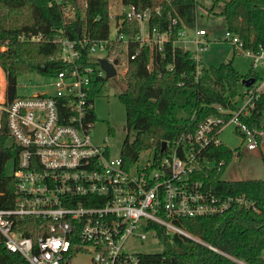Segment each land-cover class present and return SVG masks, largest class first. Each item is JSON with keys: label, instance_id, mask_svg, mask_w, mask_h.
Segmentation results:
<instances>
[{"label": "built area", "instance_id": "obj_1", "mask_svg": "<svg viewBox=\"0 0 264 264\" xmlns=\"http://www.w3.org/2000/svg\"><path fill=\"white\" fill-rule=\"evenodd\" d=\"M50 6H57L66 18L74 17L67 0H50ZM152 14L151 9L140 10L121 2L117 14L109 12L114 36L110 31L104 40H54L62 46L60 59L72 68L53 77V93L45 91L7 101V79L0 67V135L5 124L11 139L6 148L19 150L18 157L12 159L11 176L16 183V203L14 208L0 210V243L29 264H70L80 253L90 254L96 264H159L150 258L154 253L137 252L130 246L135 240L142 243L149 238L162 245L161 230L169 237L182 236L222 253L192 236L182 221L216 216L233 206H251L244 197L217 192L196 175L201 169L200 157L209 147L223 144L220 136L229 126H234L248 150L264 149V129H252L243 121L256 108L264 90V76L245 90L238 108L218 107L217 114L207 116L179 142L171 146L167 143L163 158L156 160L151 153L152 160L143 168H129L121 155L112 156L108 138L102 143L94 141V99L108 81L99 60L111 64L118 60V78L126 76L130 61L144 46L152 52H163L171 41L172 28L164 33L150 29ZM131 22L139 24L136 36L123 32L125 24ZM176 24L173 18L171 26ZM191 30L180 29L173 43L192 53L199 72L208 33L199 29L191 37ZM19 39L36 43L50 40L43 34H23ZM225 40H230L236 51H246L252 59V71L264 69V49H245L230 32ZM132 43L139 46L134 54L130 52ZM122 57L126 66L120 72ZM153 63L152 58L149 69ZM22 219L44 220L45 233L26 237L19 230Z\"/></svg>", "mask_w": 264, "mask_h": 264}, {"label": "trees", "instance_id": "obj_2", "mask_svg": "<svg viewBox=\"0 0 264 264\" xmlns=\"http://www.w3.org/2000/svg\"><path fill=\"white\" fill-rule=\"evenodd\" d=\"M74 9V17L66 18L50 0H0V67L7 79L6 99L19 97L18 79L26 74L37 73L56 77L67 72L71 64L60 59L62 46L57 38L79 41L84 37L104 40L110 34V0H67ZM124 6L134 5L140 10L151 9L150 29L164 33L172 28L171 41L163 52H152L148 46L141 49L131 60L125 76L126 91L118 96L126 113L128 134L122 145L121 157L131 168L144 151L155 153L159 160L166 154L163 143L169 146L179 142L209 115L217 114V108L235 109L244 95L239 87L243 80L255 78L254 72L242 75L232 60L218 67H206L198 72V64L191 52L175 46L178 31L184 27L193 29L198 18L197 0H121ZM160 8V13L156 10ZM220 11L217 12L216 9ZM210 15H222L227 31L237 36L245 49H264V8L256 0H216L208 8ZM177 20L171 26L172 19ZM129 29H127V27ZM126 27V28H125ZM125 34L136 36L137 22L126 23ZM23 34H43L50 40L36 43L20 41ZM5 47V50H1ZM130 46L131 54L138 49ZM236 52H234L235 54ZM83 51L82 58L86 60ZM154 63L148 68L151 59ZM172 69V70H171ZM105 81V80H104ZM245 90L253 88L249 86ZM178 112L182 114L179 116ZM91 117L97 120L95 114ZM252 129H264V90L249 118L243 119ZM0 135V210L15 207L16 183L5 173L8 159H16L17 148H6V125ZM133 136V137H132ZM167 147V145H166ZM264 164V149L261 150ZM239 150L224 144L211 146L200 157V178L217 192L237 195L251 202L249 207L233 206L216 216L184 219L183 227L195 238L212 245L222 253H216L205 245L182 236H167L160 231L163 250L150 258L159 264H264V179L226 181L222 174ZM210 163L213 166H207ZM223 163L222 167L221 164ZM19 230L26 237L36 238L44 234L45 221L20 220ZM0 264H29L20 254L11 253L0 243Z\"/></svg>", "mask_w": 264, "mask_h": 264}, {"label": "rangeland", "instance_id": "obj_3", "mask_svg": "<svg viewBox=\"0 0 264 264\" xmlns=\"http://www.w3.org/2000/svg\"><path fill=\"white\" fill-rule=\"evenodd\" d=\"M203 6L198 8V18L196 26L190 31L193 37L196 30L204 29L207 31L208 46L201 57L206 67H218L222 63L232 60V64L242 75H248L252 69V59L247 56L244 49L236 51L230 40H225L227 35V22L222 15H210L208 8L212 3L206 0H200ZM264 8V0H256ZM121 0H110V12L117 14L121 10ZM220 11L219 8L216 9ZM114 24V23H113ZM111 25V36L115 34L114 25ZM234 52H236L234 54ZM123 63L120 72L126 66L124 57L120 58ZM260 76L263 75L262 69L255 71ZM54 78L42 76L37 73H31L21 76L17 83V93L19 96H31L34 94L49 91L53 93ZM127 83L125 77L111 78L101 89V92L94 99V110L97 117L93 136L96 143H102L104 138H108V145L111 155L119 157L121 155L122 145L128 134L126 124V113L118 96L126 91ZM241 95L245 92V87L240 84ZM182 113L178 112L180 116ZM133 137V136H132ZM223 144L233 150H239L235 158L225 168L222 179L226 181H239L250 179H264V164L262 161V151L260 149L250 151L243 144L242 138L236 133L234 126H229L220 136ZM11 143L7 137L6 145ZM153 154L144 151L140 154L136 166L143 168L152 160ZM5 173L8 176L13 175L14 163L8 159L4 165ZM131 249L142 253H158L163 250V245L152 242L149 238L145 242H136L130 246ZM70 264H96L90 254L80 253L70 261Z\"/></svg>", "mask_w": 264, "mask_h": 264}, {"label": "water", "instance_id": "obj_4", "mask_svg": "<svg viewBox=\"0 0 264 264\" xmlns=\"http://www.w3.org/2000/svg\"><path fill=\"white\" fill-rule=\"evenodd\" d=\"M99 63L102 67V69L106 72V78L107 80H110L111 78H114L117 75V71L115 69V65L118 64V60L114 62V64H111L107 62L105 59H100ZM255 78H250L242 81V84L245 85L246 87L252 86L255 83ZM166 142L163 143L162 150L166 148ZM3 161V152H0V165L2 164ZM172 264H177L176 262H173Z\"/></svg>", "mask_w": 264, "mask_h": 264}, {"label": "crops", "instance_id": "obj_5", "mask_svg": "<svg viewBox=\"0 0 264 264\" xmlns=\"http://www.w3.org/2000/svg\"><path fill=\"white\" fill-rule=\"evenodd\" d=\"M121 5V4H120ZM262 71H263V75L262 76H264V69L262 68ZM252 72H254V71H252ZM257 76H258V78H260V77H262V76H260L259 74H258V72L256 73V72H254Z\"/></svg>", "mask_w": 264, "mask_h": 264}]
</instances>
